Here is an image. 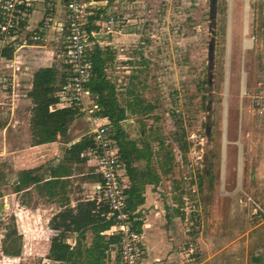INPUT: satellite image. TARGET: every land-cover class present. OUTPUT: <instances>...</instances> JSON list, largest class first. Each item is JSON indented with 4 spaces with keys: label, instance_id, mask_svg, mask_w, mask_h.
Masks as SVG:
<instances>
[{
    "label": "rangeland",
    "instance_id": "rangeland-1",
    "mask_svg": "<svg viewBox=\"0 0 264 264\" xmlns=\"http://www.w3.org/2000/svg\"><path fill=\"white\" fill-rule=\"evenodd\" d=\"M88 11L100 12L87 22L98 28L95 42L120 104L138 98L151 107L127 110L120 125L138 146L149 145L160 176L144 192L156 202L140 211L162 248L160 262L264 264V0H215L213 11L211 0H110ZM111 17L113 33L105 34ZM47 35L9 60L1 57L9 39L0 35V264H66L48 257L57 234L50 220L97 197L92 164L73 166L53 196L14 189L22 171L47 178L65 145L93 129L89 121L54 144L33 146L32 74L47 66L67 72L63 39ZM77 240L86 253L93 234L66 239Z\"/></svg>",
    "mask_w": 264,
    "mask_h": 264
},
{
    "label": "trees",
    "instance_id": "trees-1",
    "mask_svg": "<svg viewBox=\"0 0 264 264\" xmlns=\"http://www.w3.org/2000/svg\"><path fill=\"white\" fill-rule=\"evenodd\" d=\"M88 1L108 2L110 0ZM99 16L100 12L89 16L90 23L98 21ZM86 29L90 32L98 28L87 25ZM12 51L10 46L5 47L1 52V57L11 59ZM105 54L106 52L97 46L91 51L89 57L92 65L91 77L86 84V89L98 106V111L94 115L109 121L111 138L120 149L119 161L128 179L127 210L135 213L132 219L136 218V221L132 225L138 233H141L143 220L139 208L145 203V187L157 186L160 176L151 167L152 153L149 145L138 146L134 140L129 139L120 123L126 119L127 110L133 113L147 112L151 107H142L141 100L138 98H135L133 103L126 99L125 106L120 104L114 84L106 77ZM66 78V72L60 73L54 66L39 68L32 76L31 89L27 96L33 105L31 110L33 146L53 143L58 137L65 138L72 122L82 115L78 109L73 107L49 110L50 106L58 101L56 94ZM127 93L128 96L132 95V91ZM92 146L90 135H84L79 141L71 144L66 149L63 159L48 171L49 176L45 179L38 174V170L20 172L15 182V191L20 192L33 186L38 191L45 189L50 196L55 195L54 191L57 187L64 189L63 181L70 177L72 167L85 162V159L80 158V154ZM168 160H172V157L169 156ZM138 163H143L144 166L140 167ZM165 167L167 164L163 168V174L166 175L168 169ZM107 212L108 207L104 203L97 204L94 198L81 201L74 208H66L53 216L50 220V228L57 234L50 241L49 259L66 264H105L112 250L111 245L117 243L116 237L102 235L114 224L112 220L105 218ZM89 231L94 233L95 239L86 253L81 250L78 240L73 247L66 244L68 235H83ZM262 261H264V256Z\"/></svg>",
    "mask_w": 264,
    "mask_h": 264
},
{
    "label": "built area",
    "instance_id": "built-area-1",
    "mask_svg": "<svg viewBox=\"0 0 264 264\" xmlns=\"http://www.w3.org/2000/svg\"><path fill=\"white\" fill-rule=\"evenodd\" d=\"M54 1L48 0L40 25L28 34L22 33V24L27 12L39 0H0V35L9 39V46L15 50L37 46L47 42L48 32L57 33L62 39L66 54L67 78L57 92L58 101L49 110L76 108L85 114L93 124L90 132L93 146L80 154V158L95 167L98 182L94 185L96 203L108 207L105 215L114 224L102 235L116 237V259L113 264H148L144 236L138 233L132 223L135 213L127 210L128 179L119 161L120 149L111 138L110 123L106 118L96 117L98 106L86 89L91 77L90 53L97 46L95 36L98 30L87 31L88 11L94 3L87 0H61L62 17L57 18ZM114 19L109 18L102 26L105 34L113 33ZM122 51V50H121Z\"/></svg>",
    "mask_w": 264,
    "mask_h": 264
},
{
    "label": "crops",
    "instance_id": "crops-1",
    "mask_svg": "<svg viewBox=\"0 0 264 264\" xmlns=\"http://www.w3.org/2000/svg\"><path fill=\"white\" fill-rule=\"evenodd\" d=\"M47 2H48V0H39V2H37V4L35 5V7L32 10H30V11L27 12V16H26V18H25V20H24V22L22 24V29H21L23 34H28L30 31L35 30L40 25L41 20H42V16H43V11H44V9L47 6V4H46ZM93 3L96 4L97 2H93ZM54 11H55V14H56V17L57 18L62 17V13H63L62 11L63 10H62L61 0H55L54 1ZM55 34H56V36H54V39L58 41L61 37L57 33H55ZM48 37L49 36H47V39H48ZM49 39H50V37H49ZM11 48L13 49V47H11ZM47 67H49V66H47ZM33 74H32V76H33ZM31 80H32V77H31ZM88 123H89L88 117L85 114L82 113V115L80 116L79 119H75L72 122V125L70 126V128L68 130V135L70 134L71 131H75V130L83 131V130H85ZM92 127H93V124H92ZM68 135L65 138H67ZM83 136L84 135H81V137H83ZM81 137L78 138V139H75L73 141H69L65 145L66 146V149L71 144L79 141L81 139ZM58 138H60V137H58ZM49 144H54V142L53 143H49ZM44 145H47V144H44ZM66 149H65V151H66ZM65 151H64L62 157H64ZM84 164L85 165H88V163L86 162V160H85V162L83 164H80V165H84ZM76 165H74V166H76ZM69 178L70 177H68L67 179H69ZM92 187H93V190H94V185ZM55 194H56V192H55ZM93 195H96L95 194V191H93ZM144 198H145V203L139 208V211H142V209H144V208L150 207V205H153V202L154 203L156 202L155 201V198L151 197V194H144ZM88 199L90 200L91 198H88ZM88 199H85V200H88ZM85 200H81V201H85ZM73 207H75V206H73ZM148 227H149V225L146 224V223H143V226L141 227V232H142L143 236L145 237L146 234L148 233V236L150 238V239H148L150 241L149 242V245L146 244L145 241H144V243L146 245V249H147V263L148 264H163V263L160 262V259L158 257L159 256V253H161V249L162 248H159L158 247V245H159L158 240L156 239V236H153V234L148 230L149 229ZM92 234H93V239H95L94 233H92ZM144 240H145V238H144ZM66 244H68L69 246L71 245L70 242H67V241H66ZM73 246L71 245L70 247H73ZM111 248H112V250L109 252V254L115 252V251H113V246L112 245H111ZM115 259H116V256L114 257V255L111 254V257H110L111 263H113Z\"/></svg>",
    "mask_w": 264,
    "mask_h": 264
},
{
    "label": "water",
    "instance_id": "water-1",
    "mask_svg": "<svg viewBox=\"0 0 264 264\" xmlns=\"http://www.w3.org/2000/svg\"><path fill=\"white\" fill-rule=\"evenodd\" d=\"M214 3H215V0H211V10L213 11L214 10ZM213 37V35H212ZM209 51L211 52L212 51V40H211V44H210V47H209Z\"/></svg>",
    "mask_w": 264,
    "mask_h": 264
},
{
    "label": "flooded vegetation",
    "instance_id": "flooded-vegetation-1",
    "mask_svg": "<svg viewBox=\"0 0 264 264\" xmlns=\"http://www.w3.org/2000/svg\"><path fill=\"white\" fill-rule=\"evenodd\" d=\"M15 252L9 253V254H14Z\"/></svg>",
    "mask_w": 264,
    "mask_h": 264
}]
</instances>
